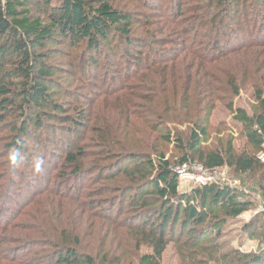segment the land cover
Instances as JSON below:
<instances>
[{
	"label": "trees",
	"instance_id": "16d2710c",
	"mask_svg": "<svg viewBox=\"0 0 264 264\" xmlns=\"http://www.w3.org/2000/svg\"><path fill=\"white\" fill-rule=\"evenodd\" d=\"M39 1L51 5V0ZM181 1L178 4H181ZM28 3V0L0 1V41L3 39L9 41L14 53L12 66L0 65V124L14 110L20 111V117L25 118L21 125L13 129L16 132L11 144L14 150L13 166L25 165L23 159L28 151L25 139L32 137V140H35L28 132V125L32 121V117L27 116L28 113H42L45 108L62 112L50 98L45 85L50 77V69L44 67L43 55L36 53L38 48H43L44 43L52 39L55 31H59L73 45L84 47L96 55L103 54V47L110 45L109 40L116 35L126 44L123 53V58L126 57L127 60L126 68L132 66L137 72L144 70L140 63L136 62L138 58L131 54L133 51L131 45L134 43L130 33L133 14L116 10L109 0H59L56 2L58 8L53 2L52 10L59 11L60 14L57 17L50 16L49 23L35 17L27 8ZM206 5L201 10L208 11ZM177 7L176 16L170 22L175 24V28L172 29L174 34L181 29L178 38L179 48L172 50L170 60L162 66L170 72H180L178 77L168 79L162 72L157 73L163 86L155 89V92L159 91L157 96L136 97L142 101L139 106L131 102L123 103L128 120L119 133L110 131L108 134L107 131V134L103 135L99 131H94L92 126L87 127L80 139L81 144L76 145L74 150H64L63 163L59 170L55 168L56 173L51 180L77 181L85 175L93 176L90 186L80 188L77 197L64 196L69 198H66L67 200H75L77 203L87 197L88 193H91L90 197L105 198V200L100 198L99 205L93 208L96 210L90 218L93 220L90 223L92 233L95 234L97 241L102 239L111 244L117 242L119 245L126 236L128 241L133 243V255H130L135 262L126 261L124 264H161L167 247L174 242L176 245L181 244L180 250L186 253L188 264H203L206 261L213 264H264V251L250 255L237 252L219 254L217 234L212 235L216 227L210 226L215 224L221 215L223 220L238 218L251 204L238 198L236 190L228 186H198L188 193H180L176 168L171 167L162 150L163 145L169 142H173L181 149L185 155L179 166L188 162V156L191 155L207 169L228 165L239 173L256 176L259 174L264 177V164L257 160L264 133V25L259 28L246 24L240 30L229 31L227 35L231 36V40L223 46L222 55L211 57L208 50L205 52L200 50L203 45V41L197 38L201 34L200 30L194 33L193 37H187L195 28L185 24L188 21L181 19L182 7L180 5ZM261 18L264 21V18ZM217 29L215 47L223 41L226 43L224 38L226 30L220 29V24ZM6 54L7 50L0 45V61L6 59ZM96 63L97 61L90 60L91 66H97ZM150 66L151 72H155L161 65ZM193 76L198 78L196 81L204 83L197 88L200 87L205 93L211 86L214 88L212 92H220L231 97L238 95L242 89L252 91L261 108L255 115L249 116L244 110L233 108L232 102L226 106L237 115V120L247 130L245 152L237 154L238 150L233 148L231 141H228L222 150L201 151V139L206 136L215 107L212 104H205L204 101L197 102L196 88L192 94L186 92L188 78L192 81ZM218 99L221 101L224 98ZM149 102L150 104L144 105ZM17 104L19 105L16 106ZM98 117L99 126L104 125L107 115L105 117L99 114ZM76 119L78 120L73 119L71 126L67 128L65 135L68 137L81 132L76 130L75 126L84 125V113L81 112ZM35 125L37 130H46L39 115L36 116ZM168 125L173 127L174 140H170L171 131L168 130ZM183 125L188 130L185 139H182L176 128ZM131 132L135 135H130ZM88 134L90 136L86 137ZM51 137L52 144H56L55 133H51ZM37 141L43 145L46 138L38 137ZM62 191L63 188L59 191L63 195ZM129 195L131 196L128 199L127 211H133L138 215L135 221L141 219L144 213L153 214L155 220H151L149 216L144 218L140 225H135L130 218L122 219L123 201ZM214 209L217 211L213 212ZM48 211L51 213V210ZM18 215L23 217L21 226L15 225L19 219L16 216L0 230L4 233L3 237L0 236V264L119 262L118 259L110 261L108 254L111 250L95 253L78 250L76 246L79 238L78 228L61 235L57 223L49 218L41 220L39 216L33 217L26 213ZM209 217L211 220L206 223ZM28 220L34 221L33 230L25 228ZM178 223L180 225L178 234L187 236L183 242L179 240L181 237L173 239ZM11 225H15L14 231L32 233L36 238H26L29 234H24L23 238L13 231L5 234L8 231L7 227ZM258 225L257 219L252 220L242 231L249 239L257 237L264 242V222L261 226ZM188 227L192 228L185 232ZM198 227L201 228L194 230ZM143 246L149 252L138 256ZM32 249L38 250L34 251L28 261L17 258L16 254L20 251ZM179 253L183 257L180 251Z\"/></svg>",
	"mask_w": 264,
	"mask_h": 264
},
{
	"label": "rangeland",
	"instance_id": "374dc122",
	"mask_svg": "<svg viewBox=\"0 0 264 264\" xmlns=\"http://www.w3.org/2000/svg\"><path fill=\"white\" fill-rule=\"evenodd\" d=\"M58 1L51 0V5L54 2L56 8H58L59 5L56 4ZM179 1L109 0L116 10L133 14L130 33L134 43L131 45V48H133L131 54L138 58L136 62H139L142 69H144L140 72L135 71L132 66L126 68L127 60L126 57L123 58L126 44L124 40L119 39L116 35L109 40L110 45L103 47L104 53L101 55H96L91 51L88 52L84 47L73 45L59 31L53 33L52 39L44 43L43 48L37 49L36 53L43 55L44 67L50 69L51 72L48 81L45 83L48 94L55 105L62 109V112L45 108L41 111L42 113H28L27 116L32 117V121L28 125V132L34 136L35 140L33 141L32 137L25 139L28 148L23 159L25 165H12L14 150L11 147L13 138L16 135L13 129L21 125L25 118L20 117V111L14 110L0 124V230L6 227L16 216L19 219L15 222V225L21 226L23 217L18 215L20 213H26L33 217L39 216L41 220L49 218L57 223L61 235L73 232L78 228L77 235L79 238L76 245L78 250L90 253L111 250L108 254L110 261L118 259V264H124L126 261L135 262L131 257L133 255V243L128 241L126 236L122 244L119 245L117 242L111 244L102 239L97 241L95 234L92 233L93 228H91L90 223L93 220L90 218L96 210L93 208L99 205V199L103 197H90L89 194L91 193H88L87 197L80 199L77 203L75 200H67L68 197L64 196L77 197L80 188L90 186L93 176L85 175L81 180L64 182L63 179L57 182L56 179L51 180V178L56 173L55 168L59 170L63 163L64 150H74L75 147L79 146L82 134H84L87 127L92 126L94 131H99L103 135H106L107 131L108 134L110 131L119 133L121 127L128 120L123 103L131 102L135 106H139L142 101L136 97L149 96L148 98H151L157 96L159 91L155 92V89L163 87L157 73L162 72L168 79L178 77L180 72H170L162 66L170 60L172 50L179 48L178 38H180L181 33L179 30L181 29L178 30L177 34H174L172 29L175 28V24L170 22L176 16L177 5L182 7L183 16L181 19L187 20L188 22L185 24L195 28L187 37H193V34L200 30L201 34L197 37L199 41H203L200 50L204 52L208 50L207 52L211 57L222 55L223 46H226L227 41L231 40V36L227 35L229 31L240 30L246 24L251 27L258 26L259 28L264 25L261 18H264V0H182L181 4H178ZM28 2L27 8L44 23L51 22L50 16L57 17L60 14L59 11L52 10L51 5L48 6L43 1L28 0ZM205 5L208 11L201 10ZM190 22L192 25H190ZM260 23L262 24L260 25ZM218 24H220V29L226 30L224 31L226 43L223 41L215 47L214 42L218 35ZM0 45L7 50L6 59L0 61V65L4 67L12 66L14 60L12 44L3 39L0 41ZM109 53L111 54L109 55ZM129 56L131 55L129 54ZM91 59L97 61V66H91ZM150 64L161 66L157 71L151 72ZM134 75L136 78H130ZM138 78L139 81H137ZM197 79L195 76H193L192 81L188 78L185 86L186 92L192 94L196 88L195 100L199 103L204 101L205 104H212L215 107L210 117L206 136L201 139V151H219L224 149L228 141H231L233 148L238 150L237 154L245 152L247 150L244 149L245 132L247 130L237 120V115L232 113L226 106L229 102H232L233 108H240L249 116L255 115L261 108L252 91L242 89L238 95L231 97L220 92H212L214 88L211 86L209 91L205 93L204 90L200 89V85L204 83L196 81ZM198 85L199 88H197ZM218 98L224 99L220 101ZM148 104L150 102L144 105ZM92 109L94 110L92 111ZM81 112L85 116L84 125L75 126L76 130L81 132L68 137L65 135L67 128L71 126L73 119L78 120L76 118ZM99 114L105 117L107 115L102 126H99ZM37 115L42 118L46 127L45 131L37 130L35 125ZM96 126L98 127L95 128ZM167 127L171 131L170 140H174L172 125ZM176 128L182 139H185L188 134L185 125L176 126ZM51 133L56 135V144L51 142ZM130 135L134 136L135 133L131 132ZM43 136L46 141L42 145L38 143L37 138ZM88 136L90 135H86V137ZM93 136L96 137V135ZM162 150L165 159H168L171 167L174 166V168L179 166L180 160L185 155L173 142L164 144ZM188 163L202 166V163L196 157L192 158L191 155L188 156ZM207 170L209 174L212 172L209 176L212 177L214 185L218 187L225 185L236 190L238 198L251 204L250 208L238 218H225L223 220L221 215L219 220L215 222L216 225L214 223L210 225L213 228L216 227L212 235L217 234L218 253L237 252L250 255L258 254L260 251L263 252V240L257 237L249 239L242 230L252 220L257 219L258 226H261L264 222V177L259 174L256 176L250 173H239L228 167V165ZM195 187L198 186L180 180L178 190L180 193H188ZM61 188H63V195L59 192ZM130 196H127L123 201L122 219L130 218V221H133L135 225H140L144 218L149 216L151 220H155L153 214L144 213L141 215L143 216L141 219L135 221L138 215L133 211H127ZM48 209L51 210V213ZM216 211L214 209L213 212ZM210 220L211 217L208 218L206 223ZM28 221L25 228L33 230L35 227L34 221ZM212 222L214 221L212 220ZM15 225L7 227L8 231L5 234L8 235L9 231H13L14 234L22 235L23 238L24 234H29L26 238H36L32 233L14 231ZM179 227L178 223L173 239L181 237L179 240L183 242L187 236L178 234ZM191 228L188 227L185 232H189ZM199 228L201 227L194 230ZM2 235L4 233L0 232L1 237H3ZM180 249L181 244L176 245L175 242L169 244L162 257L161 264H188L186 253ZM36 250L38 249L23 250L16 255L17 258L28 261ZM179 251L183 257L179 255ZM148 252L149 250L143 246L140 248L138 256ZM102 256L103 254L100 255V258ZM203 264L213 263L206 261Z\"/></svg>",
	"mask_w": 264,
	"mask_h": 264
},
{
	"label": "built area",
	"instance_id": "2783aa9c",
	"mask_svg": "<svg viewBox=\"0 0 264 264\" xmlns=\"http://www.w3.org/2000/svg\"><path fill=\"white\" fill-rule=\"evenodd\" d=\"M257 160L261 164H264V133L262 134V141L260 150L257 154ZM175 173L177 174L179 181L184 180L199 187L215 184L212 182V177L209 176L212 172L209 174V171L206 168L196 164L190 165V163L186 162L181 166H178L175 169Z\"/></svg>",
	"mask_w": 264,
	"mask_h": 264
},
{
	"label": "clouds",
	"instance_id": "9594fccd",
	"mask_svg": "<svg viewBox=\"0 0 264 264\" xmlns=\"http://www.w3.org/2000/svg\"><path fill=\"white\" fill-rule=\"evenodd\" d=\"M39 166V165H38Z\"/></svg>",
	"mask_w": 264,
	"mask_h": 264
}]
</instances>
